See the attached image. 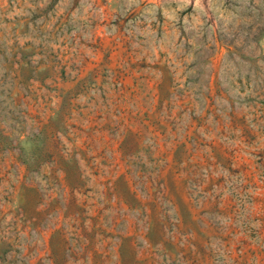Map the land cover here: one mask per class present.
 Here are the masks:
<instances>
[{
  "label": "rangeland",
  "instance_id": "1",
  "mask_svg": "<svg viewBox=\"0 0 264 264\" xmlns=\"http://www.w3.org/2000/svg\"><path fill=\"white\" fill-rule=\"evenodd\" d=\"M107 35L165 58L200 109L241 105L264 161V0H0V264L197 261L188 132L165 133L145 96L91 65Z\"/></svg>",
  "mask_w": 264,
  "mask_h": 264
},
{
  "label": "crops",
  "instance_id": "2",
  "mask_svg": "<svg viewBox=\"0 0 264 264\" xmlns=\"http://www.w3.org/2000/svg\"><path fill=\"white\" fill-rule=\"evenodd\" d=\"M93 59L92 66L107 65L108 71H115L120 96H127L130 88L138 90V99L145 96L149 116L168 120L165 133L188 132L192 147L184 150L178 166L181 182L198 184L191 192L196 206L186 209L192 225L186 229L185 245L197 260L191 264H264V161L254 158V142L260 133L242 106L231 105L222 111L213 96L200 109L193 100L174 93L175 67L163 57L148 63L149 58H143L126 38L107 35ZM144 83L148 84L147 95L140 88ZM199 153L203 158L196 157ZM234 183L250 186L246 205Z\"/></svg>",
  "mask_w": 264,
  "mask_h": 264
}]
</instances>
